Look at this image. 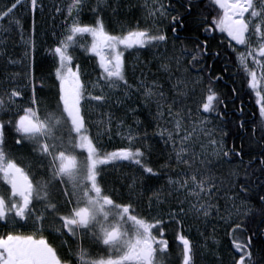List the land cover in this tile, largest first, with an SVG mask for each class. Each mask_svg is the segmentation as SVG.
I'll list each match as a JSON object with an SVG mask.
<instances>
[{
    "label": "snow or ice",
    "instance_id": "6c2138e0",
    "mask_svg": "<svg viewBox=\"0 0 264 264\" xmlns=\"http://www.w3.org/2000/svg\"><path fill=\"white\" fill-rule=\"evenodd\" d=\"M89 2L65 0L63 8H55L56 13L65 14V31L50 50L56 60L50 73L54 77L51 85L46 77H37L35 73V40L30 37L24 41L26 83L0 91V226L6 229L0 233V264H168L170 244L166 229L170 223H175L179 229L175 240L180 248V264H197V245L186 234L183 218L192 214L206 222L213 212L229 226L232 264H264V227H261L264 226V182L251 181L246 171L239 194L229 197L233 204L232 209L225 210L227 215L222 216L214 202L219 188L210 170V157L226 161L237 157L243 161V144L240 150L235 145L226 148L224 138L229 135L228 131L223 127L210 129L209 121L204 119L187 126L184 109L174 108L176 100L169 102L164 85L158 81L146 85L141 80L137 90L142 89L144 106L153 103L156 106L152 116L156 121L155 135L166 146H171L167 162L155 168L150 163L154 145L149 143L147 130H140L139 120L135 121L136 127L126 125L123 119L116 121V135L127 144L108 151L102 137L107 135L111 139L113 114L104 113L105 118L96 122L97 130L93 134L87 111L88 107L107 104L110 93L115 90H122L124 97L130 98L133 85L127 78L125 53L167 45L169 37L165 29L157 26L159 21L167 19L175 37L178 28L186 27V18H191L205 33L215 30L226 34L228 47L236 54L238 68L244 73L247 88L255 93L259 106L260 119L258 125L253 126L252 135L255 137L258 132L260 140L264 141V0H208L203 8V0H176L179 8L172 0L167 3L145 0V21L152 23L142 27L139 21L131 26L117 22L118 30H109L106 26L102 13L109 7L107 0H96L91 7ZM209 7L211 11L205 15ZM18 8H25L33 15L34 35L35 14L43 11L40 0H12L10 5L0 8V30L7 31L3 28L5 20L10 26L20 27V20L15 18ZM86 8L93 14L92 23L80 19ZM112 12L115 15V7ZM86 37H91L90 43ZM76 49L95 58L98 70L95 79H90V73L78 62L74 55ZM207 55L205 39L192 49L181 47L179 55L165 58L160 67L171 74L173 60L179 70L182 61L190 57L189 66L208 73L198 111L202 108L205 113L215 112L223 122L219 105L227 107V104L214 87L215 81L223 77L212 76L211 65L204 62ZM213 55L219 56V53ZM20 75L14 73L9 80L15 81ZM203 83L201 75L191 81L178 78L172 88L178 95L185 96L189 84L194 91ZM232 92L235 94L236 89ZM116 103L122 101L118 99ZM187 117H191L190 110ZM244 127L241 121L239 128ZM10 130L14 133L15 145L18 149H27V156H14L6 150ZM201 136L206 137L207 143L201 141L197 152L195 144ZM260 157L258 163L264 175V150ZM122 162L136 166L141 172L127 185V202H118L114 198L116 190L105 189L101 182L105 169L115 168ZM173 163L182 171L173 169L167 177V191L163 187L154 191L148 206L151 211L153 201L160 205L176 194V207L168 210V219L164 218L165 214L145 216L138 212L132 202L138 185L142 186L148 179H159L162 170ZM251 163L249 161V167ZM253 184L258 189L255 204L249 203ZM58 186L64 197L66 211L63 212L53 199V190ZM240 195L244 199L237 204ZM49 216L53 217L49 226L51 234L67 249L64 255L44 235ZM257 218L260 226L253 229L250 225ZM211 238L216 243L214 232ZM207 239L205 237L206 242ZM86 241L90 247H85ZM91 246L103 247L104 254L94 255Z\"/></svg>",
    "mask_w": 264,
    "mask_h": 264
},
{
    "label": "rangeland",
    "instance_id": "374dc122",
    "mask_svg": "<svg viewBox=\"0 0 264 264\" xmlns=\"http://www.w3.org/2000/svg\"><path fill=\"white\" fill-rule=\"evenodd\" d=\"M12 0H0V8L5 7V5H10ZM65 2V0H64ZM109 7L105 9L102 13L106 26L109 30H118V23H124L126 25H134L137 21L140 22L142 27L149 26L152 21H145V9L144 2L145 0H107ZM64 5L61 6L63 8ZM116 8L115 15L112 12V8ZM31 14L25 8H18L15 13V18L20 20V27H17L15 24L9 25L8 21L3 22V28L7 29L0 30V78H8L14 73H20L22 76L23 65L22 63H10V61H23L24 54L27 50V46L24 41L26 40L24 33V15L27 18V15ZM64 15L65 14H58ZM32 16V14H31ZM63 17V16H62ZM64 21L62 20L61 23ZM165 23L164 20L159 21L158 27L161 28V25ZM64 24V23H63ZM30 30L33 29V25L30 24ZM57 28H59L57 26ZM58 30V29H57ZM23 33V39H22ZM30 35V34H29ZM32 37V34L31 36ZM28 36V38H30ZM16 40V47L12 51V39ZM33 38V37H32ZM87 41L91 42V37H86ZM175 43V47H173ZM78 51L77 59L82 61L90 62L89 70L90 79H95L98 74V70L95 68L96 61L95 58L89 53L83 52L81 49H76ZM128 54L127 52L125 55ZM180 54V48L177 46L175 40L169 39L167 45H161L159 48H151L149 51H138L133 53L130 57H126V60L131 61L127 67V78L130 84L133 85V89L130 94V98H125L122 90H115L110 93V99L107 104L101 106H93L94 112L93 117L95 119V124L97 121L104 119V113L111 112L114 116V122L112 125V135L111 139L116 140L117 143L113 147L116 149L126 146L127 142L122 140L120 136L116 135V121L123 119L126 125H131L136 127L131 120L140 121L141 131L147 130L149 136L148 140L151 144L154 145V151L151 154V158L154 161V167L159 168L160 165L167 162L168 153L171 151V146H166L160 139L159 136L155 135L156 132V121L152 119V116L155 114L156 106L155 104H150L148 107L144 106V100L142 96V89L137 90L139 82L142 80L146 85H151L153 81H158L164 85V91L168 97L169 102L173 99L176 100L174 108L184 109L186 114L185 124L190 127L192 121L199 119H204L209 121L207 127L210 129H215L221 127L220 123L216 118L207 113L204 115L201 112V109L198 111L200 103L202 101L201 96L193 91V87L189 84L187 89V95L180 96L175 90H173L172 85L176 83L178 78L188 80V73L184 71V61L179 65V70H177V65L173 60L170 64L171 74L165 72L161 69L160 64L167 57H173ZM30 55H32L30 53ZM93 66V67H92ZM14 71V72H13ZM19 76V77H20ZM18 78V77H17ZM191 81V80H188ZM105 91H108L105 89ZM121 100L122 103L117 104V100ZM130 109H136L135 112L130 111ZM188 110L191 111V117H187ZM163 123V122H162ZM171 127V125H167ZM126 130V129H125ZM219 138V137H217ZM203 141L207 143L206 137L201 136L200 140L195 144V150L200 151V142ZM225 146L228 148L226 137L224 138ZM114 149H112L113 151ZM212 160L211 164V173L217 178V185L219 191L216 192L214 202L220 207L221 215H227L226 209H232L233 202L229 199L234 195L239 194L238 190V178L243 168L242 164L237 161H226L223 158L210 157ZM173 169L176 172L182 171L181 168H177L173 163L170 168H165L162 170L161 177L159 179H148L143 182V185H138L137 196L133 199V203L136 206L138 212L145 216H156L158 214H165L164 218L167 220L168 217L166 213L170 208L176 207V194H173L172 197L167 199V202L157 205L155 201L152 202L151 211H149V197L152 196L153 192L157 189L164 188L167 191V177L169 174L173 173ZM238 173V175H232V173ZM118 179L112 181V183L117 184L116 192L114 193V198L119 202L121 200L127 202L129 199L127 192V185L131 183L133 177H139L141 175L140 169L134 165L128 164L126 169L119 168L118 171H115ZM142 193V194H141ZM181 198H183L181 194ZM240 199H244L242 195L236 201L239 204ZM188 205L185 204V208ZM184 228L187 230V234L192 236L193 240H197L199 244V249L206 253V255H212L217 259V264H220V259L216 254L218 250L222 251L221 264H232V249L230 245V240H227L229 226L225 224L224 220L217 216L213 212L205 222L203 218L196 219L192 214L183 218ZM175 224V223H174ZM215 230V231H214ZM174 231H177V225L175 224ZM214 232L216 243H213L211 238ZM200 233H203L202 236ZM205 237H208L207 242ZM206 243V247H205ZM238 259V256H237ZM231 260V261H230Z\"/></svg>",
    "mask_w": 264,
    "mask_h": 264
},
{
    "label": "flooded vegetation",
    "instance_id": "af4514ba",
    "mask_svg": "<svg viewBox=\"0 0 264 264\" xmlns=\"http://www.w3.org/2000/svg\"><path fill=\"white\" fill-rule=\"evenodd\" d=\"M60 1L61 0H40V2L43 4V11L40 12L39 10L35 14V33L33 35V29H31V33L28 31L30 30V24L33 25V15L31 14L27 15V18L25 19L24 23V33L26 40H28V36L30 37L32 34V37L35 40V52H34V57H35V73L37 77L44 76L47 78V83L50 86L52 83V80L54 77L50 76V73L54 70V66L56 63L55 58L51 55L50 50L55 47L57 41L61 38V35L58 34L56 35L55 38H51L49 41L48 38L46 37V41L43 42V38L40 34H38V23H39V17L42 16L43 18L46 16H52L54 13L57 16L58 13H56L55 8L57 6H60ZM174 4H176V7L179 8V4L176 3V0H172ZM165 3H167V0H165ZM208 4V0H203L202 8ZM26 10V9H25ZM183 11L182 9H180ZM211 11V7L207 9L205 12V15L208 14V12ZM174 14V13H173ZM59 16V15H58ZM198 19V18H197ZM211 19V17H209ZM165 23L161 25V28L165 29L167 31V35L169 39L175 40L176 43L179 45V47H186L188 49H192L195 47V45L200 42L204 41L207 39L208 41V55L204 58V62L208 65H211V74L212 76H222L223 79L219 81H215L214 87L216 88L217 92L221 94V97L225 99V102L227 104V107H225L223 104L219 105V110L223 114V120L224 117L226 118L229 115H232L233 112H235V108H231L232 105L235 103V101L242 100L245 101L246 103L250 104L252 107H257L256 111L259 113V106L256 104V97L255 93L251 92L250 89L247 88L246 80L244 73L239 70L238 64L236 61V54L233 53L229 47H228V39L226 38V34H222L219 31H212L211 33H205L203 31L202 27H198L196 24L192 23L191 18H186V27L185 28H178L177 34L175 37H173L172 32L170 31L171 25L169 24L167 19H164ZM28 23V25H27ZM26 27L28 29L26 30ZM30 34V35H29ZM53 41V42H52ZM52 42V44H50ZM46 44V45H45ZM234 44V42H233ZM150 49H139L138 51H149ZM243 50V49H241ZM137 50H129L126 54V57H130L133 55V53H137ZM131 53V54H129ZM214 53H219V56H214ZM74 55L76 58L78 57V51L75 50ZM38 56H41V58L45 60H38ZM187 59H190V57H186L184 61V67L188 69V80H193L195 77L198 75H201L204 77V83L200 86H197V89L194 91L198 93L201 98L203 99L204 96V89L207 85L208 81V73L207 72H198L196 68H192L191 66L188 65ZM80 64H82L85 69L88 71L89 69V64L90 62L87 61H82L77 59ZM24 63L26 61L23 60V68H24ZM127 67L131 63V61L126 60ZM39 67V69H37ZM93 67V66H92ZM225 67H227V71H225ZM25 70V69H24ZM23 70V72H24ZM14 72V71H13ZM26 81L23 78V73L22 76L18 77L15 79V81L9 80L8 78H0V91L3 90L5 87H11L16 85H24ZM226 87V90H229L231 93L226 95V93L221 92L222 88ZM236 89V93L233 94L232 89ZM27 91V90H25ZM39 95L43 96L45 93H40ZM25 98V103H26ZM228 102V103H227ZM253 102V103H252ZM243 108L245 107V104H238V109H239V115L243 114ZM242 110V111H241ZM88 114H89V119L92 122V132L95 134L96 132V124H95V119L93 117V112L94 109L93 107H88L87 108ZM201 112L206 115L207 113L203 112L201 108ZM22 114V113H21ZM209 115H212L216 118V120L220 123V125L223 127V123L221 121V118L216 115L215 112L209 113ZM131 123L135 124V121L131 120ZM141 129V127H140ZM102 142L108 151H112V149H116L114 144L117 143V141L112 140L108 138L107 135L102 137ZM150 143V141H149ZM10 154L14 156H20V155H28L27 149L21 150L18 149L17 146L15 145V138H14V133L11 132V130L7 134V149H6ZM24 163V161H21ZM150 163L154 167V161L152 158H150ZM128 162H122L118 164L115 168L109 167L105 169V171L102 173V185L104 186L105 189L107 190H113V189H118L117 184L112 183V181H116L118 179L117 174H115V171H118L119 168L126 169ZM116 192V191H115ZM53 199L56 200L61 208V211H66V208L64 206V197L62 196L59 186L57 189L53 190ZM39 207V206H38ZM53 217L49 216L48 220L45 221V233L44 235L50 240V242L53 243L55 247H57L58 251L60 252L61 255L66 254L67 249L61 246L59 239H56L54 235L51 234V229L50 225L52 224ZM175 224L170 223L167 226L166 229V238L169 240L170 244V260L168 264H180V248L178 247V241L175 240V233L179 230L177 227V231H174ZM6 231L2 226H0V233H3ZM187 234V233H186ZM189 235V234H187ZM190 236V235H189ZM192 239V236L190 237ZM193 240V239H192ZM195 244L197 245V257L196 261L197 264H205L204 258L202 257L204 254L201 252L199 249V244L197 240H193ZM85 247H90L89 243L86 241L85 242ZM91 251L95 255L97 253L103 255L104 254V249L103 247L100 246H91ZM221 254V252H220ZM219 254V257L221 258V255ZM221 260V259H220ZM221 264V263H220Z\"/></svg>",
    "mask_w": 264,
    "mask_h": 264
},
{
    "label": "trees",
    "instance_id": "16d2710c",
    "mask_svg": "<svg viewBox=\"0 0 264 264\" xmlns=\"http://www.w3.org/2000/svg\"><path fill=\"white\" fill-rule=\"evenodd\" d=\"M95 3H96V0H90L89 7H91ZM64 4H65L64 0H61L60 7ZM38 17H39L38 34H40L42 37L44 36L43 42L46 41V37L50 41L51 38H53V36L55 38L56 35L57 36L58 34L62 35V33L65 31L64 24L61 23L62 20L63 21L65 20L64 15L56 16L54 13L52 16H49V17L48 16L44 18L42 16H38ZM24 19H26L25 15H24ZM80 19L84 23H92L94 17H93V14L86 8L84 12L82 13ZM23 21L25 23V20ZM57 26L59 28H57ZM27 29L28 27H26V30ZM52 42L50 44H52ZM16 45H17L16 40H14L13 38L12 44L9 45L10 47L12 46V51L14 50ZM41 59H42L41 56H38V60H41ZM42 60H45V59L43 58ZM37 69H39V67ZM221 92L226 93V95L227 93L228 94L231 93L229 90H226V87L222 88ZM240 103L245 104V107H246V108H243L244 112L242 115L238 114L239 113L238 104ZM231 108H235V112H233L232 115H229L226 118L224 117V120L222 123H223V128L229 132V135L226 137L228 148H231L233 147V145H235L237 150H240V145L243 144V161H241L240 158H237V157H232L231 159L233 161L240 162L243 166L241 173L239 175V178H238V190H239L240 184L244 181L246 171L248 172L249 178L251 181L264 182V175L261 174L260 165L258 163V160L261 158L260 153L262 150H264V141L260 140L258 132L256 136L253 137L252 131H251L253 126L258 125L259 123L260 117H259L258 111H256L257 107L255 106L252 107L250 104L246 103L245 101L238 100V101H235V103L232 105ZM241 121H243L245 124V127L243 129L239 128V124ZM249 161L252 162L250 167H249ZM257 178H259V181H257ZM252 187L254 191L250 193V196L252 197V199L249 200V203L255 204V191H258V189H255L254 184L252 185ZM257 226H260L259 218H257L250 225V227H252L253 229H255ZM261 227H264V226H261ZM227 240H230L229 236L227 237ZM230 245H231V242H230ZM258 247L259 245H257V248ZM220 252L222 254L221 250H218L216 254L219 256ZM202 253L204 254L203 257H204L205 264H217L218 260L217 259L215 260V257H213L212 255L211 256L206 255V253H204L203 251ZM220 263H222V260H220Z\"/></svg>",
    "mask_w": 264,
    "mask_h": 264
},
{
    "label": "bare ground",
    "instance_id": "6f19581e",
    "mask_svg": "<svg viewBox=\"0 0 264 264\" xmlns=\"http://www.w3.org/2000/svg\"><path fill=\"white\" fill-rule=\"evenodd\" d=\"M177 46L179 47V45H178V44H177ZM179 48H180V47H179ZM180 49H181V48H180ZM115 141H116V140H115ZM201 252H202V251H201ZM203 256H204V255H203ZM203 256H202V257H203ZM203 258H204V257H203Z\"/></svg>",
    "mask_w": 264,
    "mask_h": 264
}]
</instances>
